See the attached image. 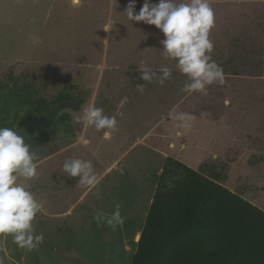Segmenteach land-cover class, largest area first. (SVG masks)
Here are the masks:
<instances>
[{
    "label": "rangeland",
    "instance_id": "obj_1",
    "mask_svg": "<svg viewBox=\"0 0 264 264\" xmlns=\"http://www.w3.org/2000/svg\"><path fill=\"white\" fill-rule=\"evenodd\" d=\"M240 1L210 0L211 55L225 83L202 95L182 91L187 78L163 57L162 33L130 22L129 0H0V127L23 136L37 155L38 175L25 183L43 205L33 227L44 234L32 251L0 237V264H131L167 158L264 210V81L246 78L260 74L262 47L260 36L252 45L244 33L253 22L254 32L263 28L264 3ZM160 66L172 69L163 85L139 79L140 68ZM93 103L109 116L123 112L110 140L73 121ZM67 104L75 107L61 108ZM176 112L195 117L191 130L175 127ZM73 157L92 161L96 188L62 173ZM181 177L174 172L169 186ZM117 203L122 225L94 219Z\"/></svg>",
    "mask_w": 264,
    "mask_h": 264
},
{
    "label": "clouds",
    "instance_id": "obj_2",
    "mask_svg": "<svg viewBox=\"0 0 264 264\" xmlns=\"http://www.w3.org/2000/svg\"><path fill=\"white\" fill-rule=\"evenodd\" d=\"M79 3L80 0H73L74 6ZM136 5L137 0H129L123 13L130 22L155 26L162 33L159 43L163 57L175 61V68L187 78L183 92L207 95L209 86L225 83L223 68L211 55L214 44L210 33L215 27V12L210 0H144L139 11ZM104 30L110 31L109 26L105 25ZM139 70V79L147 83L157 78L163 85L172 77V69L168 66H160L155 71L151 68ZM145 86L136 85L141 91ZM127 99L126 96L122 98L118 107L122 108ZM117 115L122 118L123 112L109 116L102 107L93 103L74 115L73 121L103 132L102 138L110 140L112 134L119 131ZM172 119L177 129L187 132L191 130L195 117L190 113L176 112L172 114ZM37 169V155L30 151L24 137L12 128L0 127V237L11 235L12 242L27 251L36 249L44 241V234H37L33 227L43 205L25 183L37 177ZM62 173L68 178L79 177L77 185L89 191L99 183L91 160L66 159ZM94 219L106 222L113 229L124 222L118 203L111 214L104 216L97 213Z\"/></svg>",
    "mask_w": 264,
    "mask_h": 264
},
{
    "label": "trees",
    "instance_id": "obj_3",
    "mask_svg": "<svg viewBox=\"0 0 264 264\" xmlns=\"http://www.w3.org/2000/svg\"><path fill=\"white\" fill-rule=\"evenodd\" d=\"M159 181L131 264H264V210L173 158Z\"/></svg>",
    "mask_w": 264,
    "mask_h": 264
},
{
    "label": "crops",
    "instance_id": "obj_4",
    "mask_svg": "<svg viewBox=\"0 0 264 264\" xmlns=\"http://www.w3.org/2000/svg\"><path fill=\"white\" fill-rule=\"evenodd\" d=\"M215 1V0H214ZM226 1H228V0H226ZM239 2H241L240 0H238ZM250 1H256V0H250ZM260 2H262V3H264V0H259ZM262 22H263V20H262ZM254 24V22L253 23H251L249 26H248V32H249V38H247V41L249 42V41H254V42H256V36L257 37H259L260 36V38H259V40H257V42H258V44L260 45V61L262 60L263 61V73L261 74V72L259 71V75L258 76H254L253 78H254V80H252V76H249V77H246V78H250L251 77V81H264V25H263V28H262V26H259V28H258V30L259 31H257V32H254V28H251V25H253ZM258 27V26H257ZM262 79V80H261ZM241 89V88H240ZM244 93L242 92V94H240V95H243ZM246 95V94H245ZM114 165V164H113ZM113 165H111V167L113 166Z\"/></svg>",
    "mask_w": 264,
    "mask_h": 264
},
{
    "label": "bare ground",
    "instance_id": "obj_5",
    "mask_svg": "<svg viewBox=\"0 0 264 264\" xmlns=\"http://www.w3.org/2000/svg\"><path fill=\"white\" fill-rule=\"evenodd\" d=\"M139 239H140V236H138L136 240H139Z\"/></svg>",
    "mask_w": 264,
    "mask_h": 264
}]
</instances>
